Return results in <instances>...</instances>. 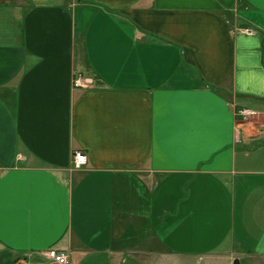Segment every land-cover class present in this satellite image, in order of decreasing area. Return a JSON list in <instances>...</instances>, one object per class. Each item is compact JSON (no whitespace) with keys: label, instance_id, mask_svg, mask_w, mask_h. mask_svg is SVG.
<instances>
[{"label":"crops","instance_id":"0c3cea01","mask_svg":"<svg viewBox=\"0 0 264 264\" xmlns=\"http://www.w3.org/2000/svg\"><path fill=\"white\" fill-rule=\"evenodd\" d=\"M50 249L264 256V0H0V264Z\"/></svg>","mask_w":264,"mask_h":264},{"label":"built area","instance_id":"2783aa9c","mask_svg":"<svg viewBox=\"0 0 264 264\" xmlns=\"http://www.w3.org/2000/svg\"><path fill=\"white\" fill-rule=\"evenodd\" d=\"M91 84V80L85 78L82 75H77L73 81L74 87L87 88ZM256 113L250 109H241L236 111V115L247 119L248 117L254 116ZM88 164V156L83 151H75L72 156V168L74 170H81ZM47 256L54 264H69L70 256L67 252L58 249H50L47 252Z\"/></svg>","mask_w":264,"mask_h":264},{"label":"rangeland","instance_id":"374dc122","mask_svg":"<svg viewBox=\"0 0 264 264\" xmlns=\"http://www.w3.org/2000/svg\"><path fill=\"white\" fill-rule=\"evenodd\" d=\"M241 264H264V256L253 254L249 257H246L245 262L242 261Z\"/></svg>","mask_w":264,"mask_h":264},{"label":"water","instance_id":"95a60500","mask_svg":"<svg viewBox=\"0 0 264 264\" xmlns=\"http://www.w3.org/2000/svg\"><path fill=\"white\" fill-rule=\"evenodd\" d=\"M233 264H241L240 259L236 258L233 262Z\"/></svg>","mask_w":264,"mask_h":264}]
</instances>
